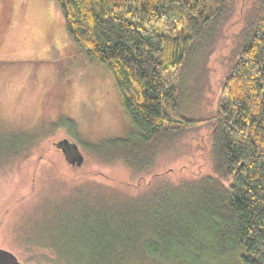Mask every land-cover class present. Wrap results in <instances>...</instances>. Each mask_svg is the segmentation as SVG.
<instances>
[{
	"label": "trees",
	"instance_id": "obj_1",
	"mask_svg": "<svg viewBox=\"0 0 264 264\" xmlns=\"http://www.w3.org/2000/svg\"><path fill=\"white\" fill-rule=\"evenodd\" d=\"M55 2L69 45L110 71L134 125L127 137L82 147L100 161L122 162L137 177L128 193L68 194L66 204L74 199L84 220L77 228L93 234L74 262L57 243L46 244L65 264H185V257L165 252L174 240L190 253V264L236 249L244 264H264V0H254L240 18L216 107L197 117L177 106L186 97L203 98L208 69L202 77L190 63L207 62L232 0ZM64 124L68 133L75 130L73 119ZM203 124L209 173L173 183L151 171L161 154ZM84 191L91 194L82 197Z\"/></svg>",
	"mask_w": 264,
	"mask_h": 264
},
{
	"label": "rangeland",
	"instance_id": "obj_2",
	"mask_svg": "<svg viewBox=\"0 0 264 264\" xmlns=\"http://www.w3.org/2000/svg\"><path fill=\"white\" fill-rule=\"evenodd\" d=\"M253 3L232 0V15L207 62L190 63L196 75L204 77L208 69L209 86L201 100L186 97L176 112L197 117L214 110L240 18ZM170 73L169 86L174 82ZM67 117L75 122L70 133L61 128L67 127ZM133 126L110 71L69 45L55 0H0V248L12 251L22 264H65L46 244L52 242L74 262L93 234L77 228L84 220L77 216L74 199L66 204L72 189L128 193L137 177L120 161L89 155L82 142L127 137ZM208 131V124L199 125L175 146L167 143L175 149L161 154L151 171L173 183L209 173ZM61 138L76 143L83 154L81 165L69 163L56 147ZM89 194L84 191L82 197ZM179 243L174 240L165 252L185 257L190 264V253ZM241 253H207L203 263L244 264Z\"/></svg>",
	"mask_w": 264,
	"mask_h": 264
},
{
	"label": "water",
	"instance_id": "obj_3",
	"mask_svg": "<svg viewBox=\"0 0 264 264\" xmlns=\"http://www.w3.org/2000/svg\"><path fill=\"white\" fill-rule=\"evenodd\" d=\"M62 141H68L67 138H62ZM73 150H74V155H67L65 154V147L62 146L63 153L65 154V158L68 162L71 164H75L77 166L81 165L83 162V154L79 151L78 146L76 143H71ZM0 264H22V262L19 261V259L16 257V255L7 249L0 248Z\"/></svg>",
	"mask_w": 264,
	"mask_h": 264
},
{
	"label": "flooded vegetation",
	"instance_id": "obj_4",
	"mask_svg": "<svg viewBox=\"0 0 264 264\" xmlns=\"http://www.w3.org/2000/svg\"><path fill=\"white\" fill-rule=\"evenodd\" d=\"M68 141H62V138L61 139H59V140H57L56 142H55V145H56V147H58L61 151H63V149H62V146H64L65 147V154H67V155H71V156H73L74 155V150H73V147H72V144L71 143H73L72 141H70L69 139H67ZM25 146V145H24Z\"/></svg>",
	"mask_w": 264,
	"mask_h": 264
}]
</instances>
